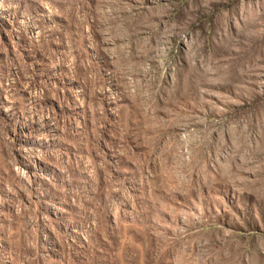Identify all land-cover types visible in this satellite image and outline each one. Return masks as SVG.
Here are the masks:
<instances>
[{
    "label": "rangeland",
    "instance_id": "374dc122",
    "mask_svg": "<svg viewBox=\"0 0 264 264\" xmlns=\"http://www.w3.org/2000/svg\"><path fill=\"white\" fill-rule=\"evenodd\" d=\"M0 264H264V0H0Z\"/></svg>",
    "mask_w": 264,
    "mask_h": 264
}]
</instances>
